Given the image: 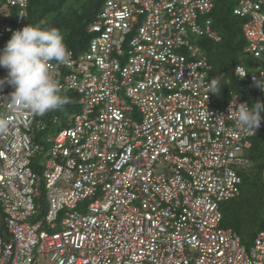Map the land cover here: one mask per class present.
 <instances>
[{"label":"built area","instance_id":"obj_1","mask_svg":"<svg viewBox=\"0 0 264 264\" xmlns=\"http://www.w3.org/2000/svg\"><path fill=\"white\" fill-rule=\"evenodd\" d=\"M213 4L104 0L87 48L52 64L80 111L51 135L41 134L47 113L16 109L14 87L0 85V264H264V229L247 247L221 225L261 124L237 127L236 105L248 104L239 94L216 107L208 93L210 64L194 38L220 40ZM27 7L0 6V51L27 26ZM233 14L255 61L234 74L262 92L253 77L264 79V0H236Z\"/></svg>","mask_w":264,"mask_h":264},{"label":"trees","instance_id":"obj_2","mask_svg":"<svg viewBox=\"0 0 264 264\" xmlns=\"http://www.w3.org/2000/svg\"><path fill=\"white\" fill-rule=\"evenodd\" d=\"M4 1L0 0V6ZM103 2L104 0H28L27 25L39 24L44 28H57L64 37L68 50L78 54L87 48L92 36L88 27ZM235 3L236 0H214L209 17L212 28L220 36L219 41L206 36L194 38L210 64L209 82L215 77H220L222 82H230L223 86L220 93L214 94L216 107L225 105L234 93L245 98L249 106L258 99L264 101V92H258L248 80L240 79L234 74L236 65L250 66L255 63L251 56L243 52L245 40L241 30L242 19L233 14ZM59 94L69 98L70 103L47 113V129L44 132L67 126L72 116L80 111L78 95L75 92L60 90ZM53 115L58 119L55 123L49 119ZM261 116V128L251 138L250 148L244 152L249 164L237 168L241 178L240 193L220 203L221 225L233 229L247 247L252 243L256 232L264 229V112ZM42 154L43 152L37 157ZM32 167L37 170L35 160L32 161ZM0 233L6 238L2 221Z\"/></svg>","mask_w":264,"mask_h":264},{"label":"clouds","instance_id":"obj_3","mask_svg":"<svg viewBox=\"0 0 264 264\" xmlns=\"http://www.w3.org/2000/svg\"><path fill=\"white\" fill-rule=\"evenodd\" d=\"M70 56L64 37L57 28L28 24L14 31L0 51V67L7 69V76L0 79V85L7 81L15 89L9 103L18 110L40 116L70 103L69 98L59 94V83L51 71L53 62L67 64ZM253 80L264 92V79L253 77ZM228 83L215 77L207 85L208 93L217 95ZM235 111L237 127L255 131L262 120L264 101L258 99L251 106L241 103L236 105ZM7 127V119L0 118V132Z\"/></svg>","mask_w":264,"mask_h":264},{"label":"rangeland","instance_id":"obj_4","mask_svg":"<svg viewBox=\"0 0 264 264\" xmlns=\"http://www.w3.org/2000/svg\"><path fill=\"white\" fill-rule=\"evenodd\" d=\"M56 130H53L49 132V130L42 132L43 136L51 135L52 133H56ZM0 221H2V212L0 211ZM36 264H51L47 259H44L42 257H38Z\"/></svg>","mask_w":264,"mask_h":264}]
</instances>
